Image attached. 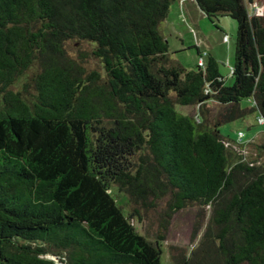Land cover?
<instances>
[{
	"label": "trees",
	"instance_id": "16d2710c",
	"mask_svg": "<svg viewBox=\"0 0 264 264\" xmlns=\"http://www.w3.org/2000/svg\"><path fill=\"white\" fill-rule=\"evenodd\" d=\"M173 1L0 0V264H164V234L132 223L163 203L162 231L208 210L181 264H264V132L218 128L264 121V16L254 0H194L236 22L226 84L211 53L187 68L169 51Z\"/></svg>",
	"mask_w": 264,
	"mask_h": 264
},
{
	"label": "rangeland",
	"instance_id": "374dc122",
	"mask_svg": "<svg viewBox=\"0 0 264 264\" xmlns=\"http://www.w3.org/2000/svg\"><path fill=\"white\" fill-rule=\"evenodd\" d=\"M185 1L180 9L178 2L173 1L167 16L160 25V30L168 43L169 51L187 68L196 67V48L203 52L202 58L204 61L207 58L204 52L211 53L217 61L218 71L224 78V82L230 84L232 82L230 67L233 60L236 31L235 20L224 15L220 16L217 21L212 22L199 9L194 0ZM248 10L251 14L264 16V0H254L248 5ZM224 33L228 36V41L224 40ZM84 46L72 43L69 48L73 54H77L80 53V49L85 50ZM85 60L90 65L94 63L89 54L86 55ZM241 105H248V100L244 99ZM177 108L183 113L196 116L198 106L177 105ZM209 109L211 113L215 111L214 106H210ZM257 115L258 112L253 111L245 117L222 123L218 128L223 135L230 139L246 142L256 134L264 132V121H259ZM252 150V148L247 147L245 150L246 155H252ZM115 196L118 202L126 210H129L127 196L122 192H116ZM164 209L163 203L149 209L147 212L142 211L140 219L134 217L132 223L138 232L150 240H155L164 234L162 240L163 263L181 264L183 257L190 255L195 248L204 229L208 210L201 209L196 205H189L173 213L169 218L166 230L162 231L160 216L163 215Z\"/></svg>",
	"mask_w": 264,
	"mask_h": 264
},
{
	"label": "built area",
	"instance_id": "2783aa9c",
	"mask_svg": "<svg viewBox=\"0 0 264 264\" xmlns=\"http://www.w3.org/2000/svg\"><path fill=\"white\" fill-rule=\"evenodd\" d=\"M224 40L228 41V36L227 35H224ZM198 64L199 65L203 64V61H202L201 57L198 59ZM258 120L262 121V119H258ZM240 133H242V132H240Z\"/></svg>",
	"mask_w": 264,
	"mask_h": 264
},
{
	"label": "crops",
	"instance_id": "0c3cea01",
	"mask_svg": "<svg viewBox=\"0 0 264 264\" xmlns=\"http://www.w3.org/2000/svg\"><path fill=\"white\" fill-rule=\"evenodd\" d=\"M178 2V5H179V9L180 7H182L184 5V3L186 2L185 0H175Z\"/></svg>",
	"mask_w": 264,
	"mask_h": 264
}]
</instances>
